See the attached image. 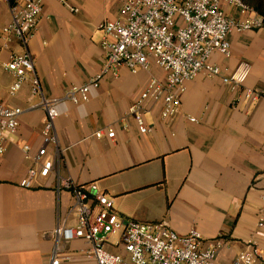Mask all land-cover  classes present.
I'll return each instance as SVG.
<instances>
[{
  "label": "crops",
  "instance_id": "crops-1",
  "mask_svg": "<svg viewBox=\"0 0 264 264\" xmlns=\"http://www.w3.org/2000/svg\"><path fill=\"white\" fill-rule=\"evenodd\" d=\"M126 0H43L44 11L28 43L41 92L32 95L30 81L15 93L14 75L0 66V100L24 111L14 132H8L0 155V264H46L54 249L50 232L58 225L76 224L73 194L61 183H96L114 202L121 218L165 221L181 235L196 228L202 246L219 242L216 264H232L254 239L264 249V226L259 227L264 189V95L235 100L221 77L203 73L188 83L180 112L169 119L161 105L147 103L144 119L151 132L140 133L129 107L149 79H164L162 68L131 71L119 65L88 101L61 100L55 122L57 141L42 160H55L46 177L36 175L32 187L20 182L30 168L40 169L35 157L43 145L46 114L41 97L62 98L71 85H83L104 67L100 24L122 16ZM78 9L77 12L71 10ZM227 13L239 17L237 8ZM11 21L8 3L0 0V61L26 49L4 27ZM232 53H214L211 61L234 69L251 65L246 85L264 91V27L229 35ZM194 117L196 121H190ZM115 130V140L106 129ZM104 130L101 138L94 136ZM23 145L30 148L26 152ZM253 185V186H252ZM87 244L76 239L62 250L82 260ZM264 264V262H263Z\"/></svg>",
  "mask_w": 264,
  "mask_h": 264
},
{
  "label": "built area",
  "instance_id": "built-area-1",
  "mask_svg": "<svg viewBox=\"0 0 264 264\" xmlns=\"http://www.w3.org/2000/svg\"><path fill=\"white\" fill-rule=\"evenodd\" d=\"M5 1L10 8L11 21L3 33L16 37L26 49L13 54L8 61H0V66L15 77L11 94L30 81L32 95H37L41 92L40 79L35 72L28 43L43 14V0ZM227 7L237 8L239 17L229 15ZM71 10L78 11L72 7ZM263 27L264 18L243 0H126L121 17L100 24L105 34L102 41L105 61L101 73L86 84L71 85L62 98L41 97L40 106L46 119L42 130L43 145L35 157L40 169L30 168L20 186L32 187L34 177L48 176L61 158L63 151L58 150L56 161L42 160L49 144L57 141L58 102L68 100L77 104L80 100L88 101L90 89L98 88L102 77L108 73L115 74L121 64L137 71L148 70L154 63L165 72L164 79L152 76L140 97L129 107L142 134L152 130L144 119L147 103L160 104L164 119L176 116L180 112L181 95L187 90L188 83L200 73L221 77L236 94V101L259 99L264 91L246 85L252 70L249 63L240 62L234 69H229L212 62L211 57L214 53L231 56L229 35ZM23 111L0 100V155L6 150V134L16 131ZM104 132L98 130L94 136L101 138ZM106 134L115 140L114 128H107ZM29 148L23 145L24 151ZM260 176L264 178V170ZM61 185L73 194L72 210L76 213V224L60 223L50 232L54 249L46 264H216L219 242L203 247L202 234L196 228L181 235L165 221L121 218L114 209L113 200L96 183L78 185L66 180ZM261 200L259 227L264 226V189ZM76 239L87 244V248L80 251L81 261L76 260L74 254L62 250L64 243ZM263 262L264 249L251 239L232 264Z\"/></svg>",
  "mask_w": 264,
  "mask_h": 264
},
{
  "label": "trees",
  "instance_id": "trees-1",
  "mask_svg": "<svg viewBox=\"0 0 264 264\" xmlns=\"http://www.w3.org/2000/svg\"><path fill=\"white\" fill-rule=\"evenodd\" d=\"M243 1L264 18V0H243Z\"/></svg>",
  "mask_w": 264,
  "mask_h": 264
}]
</instances>
